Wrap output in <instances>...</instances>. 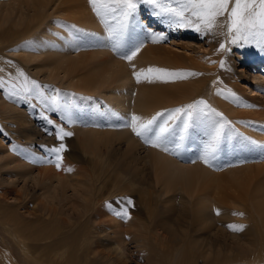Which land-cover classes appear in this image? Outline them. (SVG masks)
Listing matches in <instances>:
<instances>
[{
    "label": "bare ground",
    "instance_id": "1",
    "mask_svg": "<svg viewBox=\"0 0 264 264\" xmlns=\"http://www.w3.org/2000/svg\"><path fill=\"white\" fill-rule=\"evenodd\" d=\"M137 6L124 36V47L114 50L116 41L109 37L93 10L89 11L85 0H0V26L6 22L10 26L0 29V62L5 64H0V78L5 81L0 86V130L11 139L7 145L0 140V190L4 189L0 196L11 192L21 199L14 208L0 206V227L15 242L22 243L20 250L24 256L35 254L45 244L43 252L31 255L33 263L47 260L51 264H78L76 253L81 251L79 257L85 262L91 258L88 264H96L98 259L97 264L119 262L112 251L123 259L126 249L129 250L127 240L138 248L143 246L145 251H154L149 246L158 248L157 255L154 252L149 258L153 264H264V148L249 142L264 144V109H244L252 105L232 92L234 86L228 76L221 77L220 84H214L222 89L219 95L215 93L218 98L214 105L215 113L222 115H211L215 121L229 123L210 164L200 159L208 131L200 121L189 122L179 148L170 143L169 150L164 151L146 144L128 126L131 115L146 120L157 112L187 105L189 93L197 86L194 81L188 90L186 84L175 83L179 78L156 79L155 75L137 82L134 70L164 69L158 60L160 55L173 60L148 36L144 23L150 20L154 22L151 25L185 36L197 30L170 25L153 16L152 8L149 18L142 21V8ZM47 8L51 10L44 11ZM224 18L226 15L219 20L223 22ZM106 19L111 23L110 18ZM222 33H226V28H217L207 34L206 40L217 44L230 41ZM30 34L39 36L23 41ZM138 44L142 47L131 62L121 58L127 48ZM237 51L242 64L237 77L247 80L248 95L252 99L259 96L264 104V48L256 51L257 55L250 54L245 47ZM210 54L212 62L219 59L214 51ZM8 56H16L20 62L9 65ZM35 59L41 61L36 67L43 69L42 75L56 83L43 81L44 93L38 89L26 97L15 94L21 83L6 82L4 74ZM245 62L247 68L243 66ZM199 67L211 69L203 62ZM38 71L34 69L39 76ZM197 82L200 87V78ZM53 96L57 98L56 105L50 102ZM22 104L24 110L19 107ZM44 105L62 117L64 127L75 134L80 152L89 160L83 158L86 167L82 171L72 167L66 151H62L67 154L64 157L59 153L57 168L56 156L50 151L56 147V133L41 117ZM208 105L206 111L213 109ZM178 125L182 126V121ZM80 157L71 159L78 162ZM114 191L133 193L147 209L152 207L155 197L152 204L156 208L152 207L151 218L147 217L149 223L138 217L137 222H132L129 214L108 215L113 210L105 208L104 192L111 195ZM28 203H34L38 211L48 215L44 223H39L41 219L21 218L18 206L26 207ZM97 209L104 218L95 220L88 214ZM37 221L36 225H58L49 229L47 235L56 237L40 244L24 243L25 233L20 227L33 229ZM229 225L243 227L236 231ZM66 226H74V233L55 235ZM92 228L104 235L105 244H112L108 253L99 254L102 258L94 256V248L90 247L92 242L96 243L91 239ZM88 247L87 252L83 251ZM88 252L94 257H89ZM6 258L5 264L15 263L10 260L12 257Z\"/></svg>",
    "mask_w": 264,
    "mask_h": 264
},
{
    "label": "rangeland",
    "instance_id": "2",
    "mask_svg": "<svg viewBox=\"0 0 264 264\" xmlns=\"http://www.w3.org/2000/svg\"><path fill=\"white\" fill-rule=\"evenodd\" d=\"M85 1L87 3V7H88L89 11L92 12V6L89 4V0H85ZM137 5H139V7L142 8V12L140 13L141 20L142 21L147 20L149 18V16H148L149 9L152 8V6L145 4V3H140V2H138ZM50 10H51V8L44 9V11H46V12H49ZM225 19L226 18H224L222 21H224ZM152 23H154V22H152L150 20L145 22L144 24L146 25V29L150 28L151 30L153 29L152 30L153 32L163 33V35L165 37L163 40L157 39L156 44L161 49L160 51L165 55H171L173 60H176V61L169 60V59H166L160 55V58L158 59L160 61V66L163 67L165 70H168L169 72L181 73L184 78H179L178 79L179 81H175V83L186 84L188 90H191L190 89L191 84L195 81L194 84L197 87L195 90H193L192 92L189 93L190 96L188 97L189 98L188 104H191L194 101L203 100L206 103V105L209 104L208 106H210L214 110H217L216 106L214 105V101H215V98H218L217 94L219 95V92L222 89H221V86L220 87L218 86L220 89L215 88L214 84H216V85L220 84V81L222 80L221 77H227L228 76L231 83L233 84L232 86H234L233 88L235 89V90L232 89V92L237 93L240 97H242L244 99V101H246L247 104L252 105L251 106L252 108L251 107H248V108L243 107L244 109H253L254 108L258 111H262L264 109V104H262V101L260 102L259 96L257 99H252L251 96L248 95L249 92H248V88L246 87V85H247L246 81L247 80L245 81V80H243V78H239L240 76L237 77V75H236L237 69H239L242 66V64H239V61H238L237 55H239V52L237 51V49L245 47L250 54L257 55L256 51H258L260 48H264V44H259V45L256 43L245 44L242 41L238 42L236 44H232V43H230V41H228L229 40L228 39L226 41V43L224 40H222V42H220V44L223 43L225 45V48L223 50H220L219 49L220 44H217V42L208 43V40H206L207 34H205V33L202 34L199 31H195V32L190 31L192 33H189L185 36L184 34L181 35L177 32L174 33L172 30L168 31V30L164 29L163 27L157 26L155 24L151 25ZM9 27H10L9 23L6 22L0 26V29H3V28L8 29ZM191 28L196 29L195 26H191ZM199 34H202V35H199ZM32 36H33V34H30V36L25 38V40H23V41H26L28 38H31L30 40L33 41V40L37 39L39 34L35 37H32ZM1 50L4 53V48H1ZM212 51H214V54H213L214 56H218V54H219V57H218L219 59L217 61L213 60V62H212V59L210 60V58H211L210 53ZM8 57H9V59H8L9 65H12L13 63L20 62L16 56H8ZM35 60H36L35 62H28L27 64H25V66L23 65L21 67H12V69L9 70L10 72L4 74L6 77V82H10L11 84H15L16 82H19L22 84L23 78L22 77L17 78L18 72L22 71L30 80L37 81V83L39 85L40 93H41V91H42V93H44L45 84L43 81L50 80L54 84L56 82L54 80L46 78V76L42 75L44 73L43 69L36 67V65L41 64V63H39L41 61H39L38 59H35ZM202 62L205 63V65H207L212 70L206 69L204 67H199L200 63H202ZM221 62H223V67H221ZM0 64L5 65L2 62H0ZM246 64H247V62H245V64L243 65L245 68H247V66H248V65L246 66ZM218 67H221V69H220L221 71L217 70ZM35 68H36V70L37 69L39 70L38 71L39 76L37 74H35V72H34ZM188 72H196V73H200V75L188 76L187 75ZM199 78H200V87H199V83L197 82V79H199ZM203 82L205 83L204 85H202ZM248 82H249V77H248ZM215 93H217V94H215ZM20 94H22V93H20ZM207 102H209V103H207ZM19 107H21L24 110L25 105L22 104V106H19ZM43 107H44V109H43L44 111H43V115L41 117L46 119V122H47L46 126L50 130H52L55 133L57 132L58 129H63V131H65V132L70 131L64 127V122L62 121L64 119L62 117L59 118V116L57 114L51 113L50 107L48 105H44ZM201 107L203 108L204 106L201 105ZM33 119H35V117H33ZM4 120H6V119H4ZM6 121H10V123H14L11 119L6 120ZM6 123H9V122H6ZM54 138H55L54 144L56 145V147H58L61 143H63L65 145V149L63 151L64 152L66 151L71 158L77 159L76 158L77 155L82 156L79 158L80 161H78V162L77 161L73 162L71 158L70 159L68 158L71 162L70 164L72 165V167L75 170L82 171V169H84L86 167L83 158L87 159L88 157H85V155L84 154L82 155V153L80 152V149L78 147L79 144L75 141V138H76L75 134L72 133L71 136H65V137H63L62 140L58 139L56 134H55ZM0 140H1V142H4V144H6V145L11 143L10 137H8V135H5L2 130H0ZM16 147L21 148V146H18V145ZM243 149H244V147H241V150H243ZM64 152L63 153L60 152L61 157L67 156V154H64ZM82 160L84 163H82ZM78 166H79V168H78ZM3 190L4 189L0 190V193ZM110 192H112V191H110ZM104 193L106 194L105 195L106 198L104 200L106 202V207L105 206L104 207L106 209L113 210L111 212V214L108 213V215L114 214V216H120V215H117V212L120 210L118 213H123L126 210L127 213L129 214V216L131 217L132 222H137L138 218H139L141 220H144V222H146L148 224L149 219H147V217L150 216V218H151V214H152L151 212L153 210L152 207L156 208V206L154 204H152L155 201V199H154L155 197H153L154 200L152 199V202L150 205L152 207L151 208L148 207V209H147L143 205H141L140 203L137 202V200H136L137 198L135 195H133V193L129 194V193L119 192V191H114L113 193H111V195L107 194L108 192H104ZM3 195H6V196H4V197L0 196V206L5 207V208H14V204L20 202V200H21L17 195H15L11 192L3 193ZM30 198H32V196ZM129 200H131V204L128 203ZM33 204L34 203H28L26 205V207L22 206L20 204L18 206V209H17L18 213L21 215V218L23 220L26 219L25 221H27L29 219L30 220H34V219L40 220L41 219V221H39V223H41V222L44 223V221H46L45 218H47L48 215L42 214L40 211H38L35 208V204H34V206H32ZM156 205H157V203H156ZM123 206H124V208H123ZM142 206H143V208H142ZM98 209H101V208H98ZM98 209L96 211L93 210L95 212L92 211L91 213H88V214H91V217H94L95 220L100 219V218H104L103 214ZM135 210H138V211L134 212ZM142 210H143V212H142ZM145 210L146 211L148 210L147 211L148 213L145 212ZM139 212H142V213H139ZM145 213H147V214H145ZM148 214H150V215H148ZM23 220H22V222L25 223V221H23ZM121 222L126 223V221H124V220ZM37 223H38V221L35 224H33V226H37V227H33V229H31L30 227H20V230H22L25 233V236L22 235L24 237V239H23L24 243L35 244L36 242H39L38 244H40V243L52 241L53 238L56 237V236H54V237L48 236L47 237V235H50L49 229L54 230V229L58 228L57 227L58 225H51V224L36 225ZM150 225H152V223H150ZM51 226H53V227L51 228ZM123 227H125V226H123ZM74 228H75L74 226L61 227V228H59V232L55 235H58V234H60L59 236H61L62 234L67 235L68 231H69V233L70 232L74 233L73 232ZM63 231H65V232H63ZM0 232H1L0 233V239H1L0 240V249H2V251H5L4 252L5 254L2 253V251H0V263L5 264V258L8 256L9 257L6 259H10L12 257L10 260L15 261L16 264H37V263H39V262L33 263L31 261V258L33 255H36L39 252H43L42 249H43V246L45 244L41 248H39V250H37L38 252L35 251L36 252V253L34 252L35 254H30V256H24V255H22L21 250H20V246L22 245V243L15 242L14 239L11 238V236L7 234L8 232H6L2 227H0ZM61 232H63V233H61ZM43 235L45 237H43ZM90 235H92L91 239L92 238L97 239V240L92 239V241H96V243L91 241L92 244L90 245L91 248H94V254H95L94 256H96L97 258H102L103 256H101L99 254L108 253L110 247H112V244L111 243L105 244V243H107V241L103 240L104 235L101 236V232L98 234L96 232H94V228H92V233L90 231ZM8 238H10V239H8ZM36 238H37V240H36ZM5 242L7 243L6 245L4 244ZM125 242L129 248V250L126 249L124 258L123 259L119 258L117 256V254L114 251H112L111 255H114L116 257V259L119 260V262L110 261L108 264H153L152 260H150L149 258L154 256V252L157 255L158 248H154L152 246H149L150 250H154V251L152 252V251H149L148 249L145 251L143 249V246H142V248L141 247L138 248L137 246H135L134 242L127 241V240H125ZM13 243H14V245H12ZM88 249H89V247L83 251L87 252ZM99 251H101V253ZM77 253H76V255H79V256H81V254H83L82 251L77 252ZM88 253H89V257H92V258L94 257L92 255V252H88ZM1 255H3V256L5 255L6 257L5 256L1 257ZM224 255H226V256L228 255V257L230 256L227 252H225ZM79 256H77L78 257V264L83 263L81 261H84V264H88L89 260L91 259V258L86 259V262H85V259H83ZM24 257H26V258H24ZM97 263H99V259L96 262V264ZM39 264H51V263L47 260L46 261L44 260V262L39 263ZM238 264H240V263H238Z\"/></svg>",
    "mask_w": 264,
    "mask_h": 264
},
{
    "label": "snow or ice",
    "instance_id": "3",
    "mask_svg": "<svg viewBox=\"0 0 264 264\" xmlns=\"http://www.w3.org/2000/svg\"><path fill=\"white\" fill-rule=\"evenodd\" d=\"M145 3L152 6V15L160 17L164 22L178 27L195 26L196 30L205 34L213 33L217 28H226V33H222L230 38V43L238 42L264 44V0H89L93 12L100 18L104 24L110 38L116 43L113 45L114 50L124 47V36L128 30L130 18L134 16L137 9V3ZM221 22L219 18L225 17ZM110 18L111 23H109ZM148 36L153 38V42L163 40V33L153 32L150 28L146 29ZM142 44L134 45L127 48L121 58L131 62L140 51ZM225 45L221 43L219 49L223 50ZM135 66L133 65V68ZM223 67V62H221ZM133 76L137 82L141 78L151 79L155 75L156 79L167 78H184L181 73L169 72L165 69L149 67L140 69L139 72L133 71ZM188 76L200 75L196 72H188ZM23 78V82L15 94L22 93L23 96L31 94L34 90L39 89L37 81L30 80L22 71L18 72L17 78ZM5 81L0 78V86ZM40 94V93H38ZM53 105L57 104L55 96L50 98ZM201 105L204 107L202 108ZM203 100L194 101L191 104L183 105L164 112H157L149 119H143L136 114L131 115L130 126L132 131L146 144L153 147H160L164 151H168L167 145L175 143L179 148L185 139V135L189 129L190 121H200L204 123L208 129L207 139L205 140L200 155V159L206 164L215 159L216 152L220 145L221 137L224 132L225 125L229 122L222 120L218 122L212 119L214 109H208ZM220 116L222 114L215 113ZM158 118H160L158 120ZM182 121V126L178 122ZM180 130L177 133L176 129ZM71 132H65L58 129L56 136L63 139L65 136H71ZM247 139V138H246ZM251 144L264 148V144L256 141H249ZM65 149V145L61 143L58 147L50 149L56 156V166L60 167L61 157L59 155ZM52 162V161H49ZM131 204V200L128 201ZM121 215V213H117ZM125 210L123 216L127 217ZM233 230L239 231L241 226L229 225Z\"/></svg>",
    "mask_w": 264,
    "mask_h": 264
}]
</instances>
